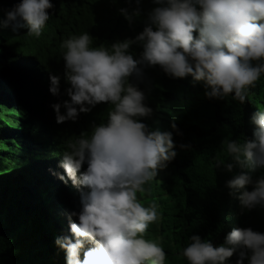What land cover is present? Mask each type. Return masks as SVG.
Returning <instances> with one entry per match:
<instances>
[{
	"label": "clouds",
	"instance_id": "obj_1",
	"mask_svg": "<svg viewBox=\"0 0 264 264\" xmlns=\"http://www.w3.org/2000/svg\"><path fill=\"white\" fill-rule=\"evenodd\" d=\"M135 2L131 12L119 9L129 24L141 15L140 0ZM152 3L134 39L94 46L85 31L60 44L68 99L51 105L56 123L76 122L100 103L109 106L103 122L64 141L58 165L64 175L55 173L80 193L79 212L70 213L76 221L69 219L71 238L55 241L66 253V264H165L162 246L145 238L149 226L161 219L158 206H145L137 193L143 194L145 185L175 159L177 147L189 150L190 145L177 146L170 132L153 131L141 122L154 114L147 90L138 86L145 69L158 67L172 79L191 77L203 83L207 99L231 96L240 104L264 75V0ZM52 8L50 0H20L0 26L13 33L27 28L25 36L39 39ZM133 45L142 49L138 55L130 51ZM60 81L61 76L49 75L53 97L61 95ZM251 123L252 139L224 138L220 151L227 159L214 163L229 173L239 169L225 187L238 200L241 214L264 209V175H254L264 170V109L253 114ZM171 128L182 135L175 124ZM220 223L225 225L219 246L199 235L188 237L179 253L186 264H228L234 254L235 264H264V233L237 228V220Z\"/></svg>",
	"mask_w": 264,
	"mask_h": 264
},
{
	"label": "trees",
	"instance_id": "obj_2",
	"mask_svg": "<svg viewBox=\"0 0 264 264\" xmlns=\"http://www.w3.org/2000/svg\"><path fill=\"white\" fill-rule=\"evenodd\" d=\"M50 2L51 18L39 39L25 36L27 28L13 33L0 26V264H66V253L55 241L71 238L69 219L76 221L70 213L79 212L80 193L55 173L64 175L58 167L64 141L103 122L109 106L100 103L76 122L56 123L51 105L68 99L62 40L85 31L94 46L134 39L143 30L146 13L155 7L152 0H140L141 15L129 24L119 9L131 12L135 0ZM18 3L0 0V21ZM130 51L138 55L142 49L133 45ZM50 74L61 76L60 97L48 91ZM129 81L136 82L131 77ZM138 86L147 90L146 102L154 113L141 122L153 131L170 132L177 146L190 145L189 150L177 147L175 159L145 185L143 194L137 193L145 206H158L161 219L149 226L145 238L162 246L165 264H186L179 253L190 235H199L214 247L221 245L225 223L220 222L237 220V228L264 233V209L241 214L238 200L225 187L239 169L229 173L214 168L217 160L227 159L220 151L224 138L252 139L251 118L264 109V75L244 104L231 96L209 100L202 82L169 78L158 67L145 69L144 82ZM172 124L182 135L172 130ZM254 175H264V170ZM231 258L228 264H235L237 255Z\"/></svg>",
	"mask_w": 264,
	"mask_h": 264
}]
</instances>
